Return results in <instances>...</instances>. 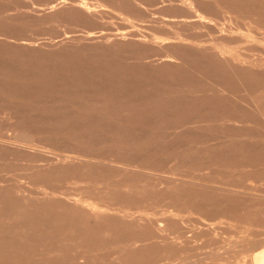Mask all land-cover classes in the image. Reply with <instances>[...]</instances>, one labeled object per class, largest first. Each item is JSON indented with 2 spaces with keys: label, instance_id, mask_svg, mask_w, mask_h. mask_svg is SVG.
I'll return each mask as SVG.
<instances>
[{
  "label": "rangeland",
  "instance_id": "1",
  "mask_svg": "<svg viewBox=\"0 0 264 264\" xmlns=\"http://www.w3.org/2000/svg\"><path fill=\"white\" fill-rule=\"evenodd\" d=\"M137 263L264 264V0H0V264Z\"/></svg>",
  "mask_w": 264,
  "mask_h": 264
},
{
  "label": "bare ground",
  "instance_id": "2",
  "mask_svg": "<svg viewBox=\"0 0 264 264\" xmlns=\"http://www.w3.org/2000/svg\"><path fill=\"white\" fill-rule=\"evenodd\" d=\"M217 30H218V29H217ZM260 43H261V41H259V44H260ZM262 43H263V42H262ZM217 49H218V48H217ZM214 50H215V49H214ZM222 50H223V49H222ZM220 53H221V52H220ZM224 53H225V52H224ZM227 54H228V56H229L230 53L228 52ZM227 54H226V55H227ZM223 55H224V54H223ZM223 55H222V56H223ZM226 55H225V56H226ZM220 56H221V54H220ZM231 56H232V54H231ZM231 56H230V57H231ZM223 57H224V56H223ZM223 57H221V58H223ZM232 57H233V56H232ZM225 58H226V57H225ZM225 58H224V59H225ZM227 58H228V57H227ZM261 58H262V57H261ZM229 59L232 60V59H234V58H232V59L229 58ZM229 59H228V60H229ZM226 60H227V59H226ZM226 60H225V61H226ZM235 60H236V59H235ZM238 61H239V59H238ZM241 61H243V60L241 59ZM241 61H240V62H241ZM226 62H228V61H226ZM229 62H230V61H229ZM243 62H245V61H243ZM230 64H231V63H230ZM241 64H242V65H240V66L243 67L244 64H243V63H241ZM238 66H239V65H238ZM244 67H245V65H244ZM254 102H255V101H254ZM257 103H260V102H257ZM259 105H260V104H259ZM257 107H260V106L257 105ZM71 158H72V157H71ZM75 204H77V203H75ZM144 251H145V250H144ZM139 257H140V256H139ZM146 259H147V258H146ZM209 259H210V258H209ZM143 260H144V259H143ZM256 261H258V263H262L263 260L260 259V260H256ZM137 264H138V263H137Z\"/></svg>",
  "mask_w": 264,
  "mask_h": 264
}]
</instances>
